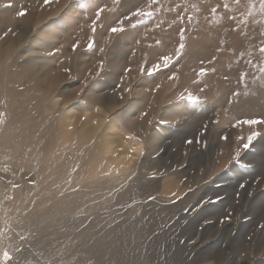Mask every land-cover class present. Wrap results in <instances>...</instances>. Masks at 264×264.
<instances>
[{
  "label": "rangeland",
  "instance_id": "rangeland-1",
  "mask_svg": "<svg viewBox=\"0 0 264 264\" xmlns=\"http://www.w3.org/2000/svg\"><path fill=\"white\" fill-rule=\"evenodd\" d=\"M3 1L0 9L13 8L10 10L13 18L18 8L19 11L26 10V15H17L19 22L22 19L20 23L24 22L28 11L32 12L37 23L38 13L42 9H50V19L55 23L53 29H42L30 37L29 43L34 39L33 43L23 47H32L33 52L28 55L31 58L44 57L56 70L65 73L63 84H67L73 94L69 96L70 102L60 107L61 112L74 103L75 116L84 109L93 113L90 107L94 106L84 98L87 90L110 101L109 108L96 111L98 116L106 119V131L103 127L99 135L87 140L95 143V139L105 134L114 143V152L104 153V157L115 164L119 156H129L124 143L127 145L132 140L141 149L137 156L132 154L131 160L126 158L129 162L125 172L130 174L125 181L118 173L114 176L100 175V180L91 175L86 183L94 185L97 180L115 177L122 189L113 193L119 194L126 191L129 183L139 175L145 181L158 180L159 189L151 196L154 199L134 197L124 208L117 207L121 209L119 213L132 214L133 219L140 216L147 203H155L162 208L175 207L189 199L188 205L180 211L179 221L187 235L176 239L178 243L172 252L175 248L184 249L197 257L196 264H264V124L248 126L237 123L244 119H264V72L260 70L264 67V54L259 51L264 46V15L259 12V0H252L256 9L251 16L248 15L249 0H240L239 4L235 0H161L160 6H156V15L146 25L118 34L108 31L111 22L136 6L144 7L147 0L144 3L141 0H119V4H113V0H84V3L79 0H49L47 4L44 0ZM225 2L228 9L223 7ZM100 6H106L101 16L103 26L97 24L93 37L92 21L95 9ZM213 7L217 8L215 14L211 12ZM229 15L234 16L235 21L229 20ZM178 16L185 18L183 25ZM189 16L192 17L190 22ZM181 27L186 29V46L177 60L175 49ZM51 32L56 35V40H50ZM90 37L96 42L91 52L87 51ZM157 40L161 42L159 45L155 43ZM47 41L51 45L45 49ZM77 42L79 47L72 51V45ZM156 52L172 54L173 64L153 77L141 76L139 67L153 62ZM101 60L104 71L97 79L89 78V73L94 75L98 70ZM67 65L70 73L64 71ZM129 67L132 72L124 77V69ZM202 67L207 69V74L199 76L197 73ZM77 68L84 71L82 78L77 76ZM173 73L178 79H168ZM124 88H131V91H124ZM187 92L200 96L201 103L191 104L178 99ZM235 92L239 95H233ZM142 113L147 115L142 116ZM82 118L84 116H80ZM140 118L149 132L157 133L160 138L159 148L154 152L147 144L145 132L139 136L132 129L125 128L126 123ZM5 122L6 113L0 103V127ZM204 125H207L206 132ZM252 132H258L259 136L248 150H244L242 144ZM225 135L228 140L221 138ZM240 136L244 139H237ZM186 140L194 143L189 145ZM195 141H206V146ZM237 149L241 159L234 163ZM145 161L147 164L152 162L151 165L161 163L162 169L150 170L143 166ZM9 170L3 172L0 180V184L9 188L3 191L6 196L2 207L6 202L15 201V205H19L21 201V195L15 198L11 192L14 183L9 179L13 175ZM165 179L171 183L165 184ZM80 190L61 189L58 196L72 200ZM49 203L51 201L40 203L38 209L46 208ZM177 216L175 221L179 219ZM110 217H105V221ZM12 222L1 221L0 240L10 241L11 231L20 226L16 220ZM60 223L65 222L60 220ZM45 224L44 232L51 233L52 225ZM180 232L181 229L176 234ZM4 251L8 250L0 244V264H15L14 259L3 260ZM58 251L59 248L49 241L47 249L41 252L46 256L44 262L47 264L48 259L56 257Z\"/></svg>",
  "mask_w": 264,
  "mask_h": 264
},
{
  "label": "bare ground",
  "instance_id": "bare-ground-1",
  "mask_svg": "<svg viewBox=\"0 0 264 264\" xmlns=\"http://www.w3.org/2000/svg\"><path fill=\"white\" fill-rule=\"evenodd\" d=\"M0 3L4 1L0 0ZM8 9H0V103L6 113V122L0 127V180L3 172L10 169L13 175L9 179L19 185L12 186L11 192L15 198L21 195V201L19 205H15V201L6 202L2 207L3 191L9 188L0 184V223L5 219L10 224L15 220L20 224L11 231L10 241L0 240V244L12 254L14 263L26 258L25 264H46V256L41 252L47 249L50 241L59 251L56 257L48 259L47 264H191V257L196 264L197 257L186 250L175 248L172 252L178 243L176 239L187 235L179 221L180 211L188 205L189 199L175 207L162 208L147 203L140 216L132 219V214L119 213L121 209L117 207L124 208L137 196L148 199L159 189V181H145L139 175L129 183L126 191L119 194L113 193L120 188L115 177L98 182L102 179L100 175L119 173L125 181L130 174L125 172L129 162L127 154L125 158L119 156L117 164L104 157V153L114 152V143L105 134L95 139V143L87 140L99 135L103 127L106 131V119L98 116L96 111L109 108L110 101L85 89L84 98L91 101L90 105L94 107L90 109L94 114L84 109L75 116L74 103L61 112L60 107L68 104L69 96L73 94L67 84H63L65 73L56 70L44 57L31 58L28 55L33 52L32 47H23L33 43L34 39L29 43L30 37L42 29H53L55 23L50 19V9L38 13L37 23L30 11L20 23L22 19L19 22L17 15L12 17L10 10L14 9ZM34 15L37 16L36 12ZM55 37L53 32L49 34L50 40H56ZM50 45L48 43L44 48L48 49ZM78 71L77 76L82 78L84 71ZM82 115L84 118L80 119ZM146 127L141 118L125 126L139 136L145 132L147 144L154 152L159 148L160 138ZM124 145L125 151L136 147L135 156L141 151L132 140ZM147 163L145 161L143 166L150 170L162 169L161 163ZM91 175L98 179L94 185L86 183ZM167 183L171 182L165 179ZM75 188L81 190L72 200L59 198L58 190ZM24 189L31 193H25ZM47 201L51 203L46 208L38 209ZM177 215L179 219L175 221ZM108 216L111 217L105 221ZM45 223L52 225L51 233L44 232ZM57 223L61 225L57 226ZM180 229L181 232L176 234ZM22 235L27 237L25 241H21ZM17 246L24 251L17 253Z\"/></svg>",
  "mask_w": 264,
  "mask_h": 264
},
{
  "label": "snow or ice",
  "instance_id": "snow-or-ice-1",
  "mask_svg": "<svg viewBox=\"0 0 264 264\" xmlns=\"http://www.w3.org/2000/svg\"><path fill=\"white\" fill-rule=\"evenodd\" d=\"M79 2L84 3V0H79ZM160 2H161V0H147V3L144 7L136 6V7H134V9H130L129 13L122 14V16L120 18H117L115 21L111 22L112 26H110L108 28V31L112 34L125 33L126 31H131V30L138 28L142 24L146 25L147 21L156 15V6H160ZM235 2L237 4H239L240 0H235ZM44 3L45 4L49 3V0H44ZM141 3H144V0H141ZM113 4H119V0H113ZM105 7L106 6H100V7H97L95 9V19L92 21V27H91V32L93 34V37L95 36V33L97 31V24L100 23L101 26H103V22L101 21V16L105 11ZM223 7L225 9H228L229 8L228 3L225 2L223 4ZM247 7H248V15L251 16L253 14V11L256 9V4L254 2H252V0H249ZM211 12L213 14H215L217 12V8L213 7L211 9ZM259 12L262 15H264V0H259ZM17 15L18 16L26 15V10L19 11L17 13ZM178 19H179L181 25H183L185 18L183 16H178ZM191 19H192V17L189 16L188 17L189 22L191 21ZM228 19L235 21V17L231 16V15L228 16ZM125 25H127V27H125ZM157 27H159V25H157ZM9 31H11V29H9ZM185 32H186V29H184L183 27H181L179 29V43L175 49V56H176L177 60L182 56L184 49H185V46H186V44H185V41H186ZM4 35H7V32L4 33ZM262 35H264V33H262ZM95 43H96L95 40L92 37H90L88 40V43H87V51L91 52L93 50V48L95 47ZM155 43H156V45H159L161 42L159 40H157ZM78 47H79V43L78 42L74 43L72 45V51H76V49ZM100 51L102 52L103 49H100ZM259 51H260V53L264 54V46H261L259 48ZM154 55H155L156 59L153 62H151L150 64H148V63L142 64L139 67V73L141 76L147 75L148 77H153L156 74L168 69L173 64V55L172 54H161L159 52H156V53H154ZM260 70H261V72H264V67H261ZM64 71L70 73L71 69L65 68ZM103 71H104V62L101 60L99 62V65H98V70L95 72L94 75L92 73H89V78L97 79L101 75V72H103ZM131 72H132V69L130 67L125 68L124 69V77H126ZM206 74H207V69H205L203 67L197 73V75H199V76H204ZM124 77H122V79ZM168 79L175 80V79H178V77L176 76L175 73H173L172 75H170L168 77ZM85 87H87V80L85 81ZM157 87H159V85H157ZM123 90L124 91H131V88H124ZM81 91H83V89ZM201 91H203V89H201ZM233 95L238 96L239 93L235 92V93H233ZM122 98H123V96H121V99ZM178 99L181 101H186V102L191 103V104L201 103L200 96H198L192 92H187L186 94L182 93ZM141 115L146 116L147 113H142ZM160 122L166 123V121H160ZM149 123H151V121H149ZM237 123L243 124V125H248V126H253V125L264 124V119H244V120H238ZM204 131L205 132L207 131V125H204ZM257 136H259L258 132H252L250 135H248L246 142H244L242 144V148L244 150H248L252 146L253 141L257 138ZM221 138L224 140L229 139V137L226 135L222 136ZM237 139L243 140L244 137L240 136V137H237ZM195 142L196 143H204L206 146V141H195ZM185 143L191 145L194 143V141L193 140H186ZM137 151H138V149L136 147L130 148L128 159L131 160L133 158L132 154L136 153ZM240 159H241V153H240V150L237 149V151L235 152L233 162L238 163L240 161ZM240 186L244 187L243 184H241ZM13 187H19V185L14 184ZM149 199H154V197H149ZM217 199H219V197ZM227 218L230 219V217H227ZM262 227H264V225H262ZM20 239H21V241H25L27 239V237L22 235V236H20ZM23 251H24L23 248H21L20 246H17V248H16L17 253H21ZM2 256H3V260L5 262L13 260L12 254H10L8 251H4L2 253ZM25 259L26 258H21L20 260H17L16 264H25Z\"/></svg>",
  "mask_w": 264,
  "mask_h": 264
}]
</instances>
